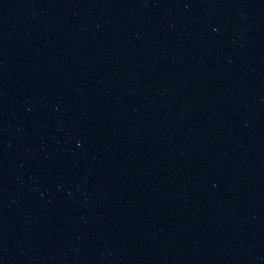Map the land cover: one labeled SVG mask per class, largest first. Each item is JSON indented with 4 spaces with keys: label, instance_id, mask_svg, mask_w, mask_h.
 Listing matches in <instances>:
<instances>
[{
    "label": "water",
    "instance_id": "1",
    "mask_svg": "<svg viewBox=\"0 0 264 264\" xmlns=\"http://www.w3.org/2000/svg\"><path fill=\"white\" fill-rule=\"evenodd\" d=\"M0 264H264V0H0Z\"/></svg>",
    "mask_w": 264,
    "mask_h": 264
}]
</instances>
